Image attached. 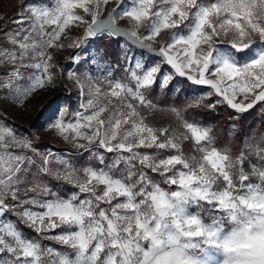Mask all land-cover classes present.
<instances>
[{"label":"snow or ice","instance_id":"snow-or-ice-1","mask_svg":"<svg viewBox=\"0 0 264 264\" xmlns=\"http://www.w3.org/2000/svg\"><path fill=\"white\" fill-rule=\"evenodd\" d=\"M8 23L0 100L23 106L58 76L84 99L50 119L61 151L0 117V264H264V132L233 153L199 118L264 111V0H26ZM90 39L116 59L56 63ZM158 108L172 121H150Z\"/></svg>","mask_w":264,"mask_h":264},{"label":"rangeland","instance_id":"rangeland-1","mask_svg":"<svg viewBox=\"0 0 264 264\" xmlns=\"http://www.w3.org/2000/svg\"><path fill=\"white\" fill-rule=\"evenodd\" d=\"M25 2L26 0H0V14L5 16L4 20H0V44L4 43L5 41L2 30H4L6 27H14V25H10L8 23V19L14 17L19 11V6ZM106 15L107 13H105L104 16ZM71 34L73 36H84L82 29H72ZM62 42L67 43V40H63ZM101 47H106L112 59H116L119 49L116 47L115 42L109 44L106 39H90L80 49H71L69 51L57 53L56 63L62 65L64 69H67L70 72L75 71L77 65L74 64L70 59L73 52H79L81 54L82 60H89L90 57L96 55L97 49ZM84 68L85 70H88L92 73L96 72V68L91 63V61H89V63L86 64ZM57 80L59 82L66 83L67 87H57L55 89L38 93L33 99L25 102L23 106H17L15 104L0 100V117L6 119L11 125L21 132H30L33 137H38V144L40 146L51 148L55 151H61L66 149L68 146L59 141L55 137L54 133L48 130L50 119L53 114L56 113L57 109H62L65 105H71V108L75 109L81 100L84 99V97L79 94L77 88L70 81H65L63 76H58ZM180 87L184 91L188 90L184 87L183 83H181ZM162 95L163 94L157 97V101H159L160 97L162 98ZM175 96L176 95H172L169 98L170 102L158 103L161 105L177 104L174 101ZM222 108L224 110L225 107ZM105 115H107V113H105ZM148 119L157 123H168L172 121V117L166 112H162L159 108L155 113H153V115L149 116ZM246 121H248L250 124L254 123L253 127L246 132V135L251 134V142L255 143V141L260 137L261 133L264 132V111L260 110L259 106H257V108L253 109V112L247 117ZM234 125L235 124H232L228 128V136L218 138L217 143L218 145H227L231 148L233 153H236L243 146V138L238 145V142L235 138L236 134H233ZM210 126L213 127V125ZM235 126V131L237 133L239 128L238 125ZM253 162H256L255 158H253ZM13 219L15 218L13 217ZM25 231L27 234L33 237L36 236L35 233H32L29 230ZM42 243L46 245H52L55 248L63 247L62 245L54 244L53 241L49 240H45Z\"/></svg>","mask_w":264,"mask_h":264},{"label":"trees","instance_id":"trees-1","mask_svg":"<svg viewBox=\"0 0 264 264\" xmlns=\"http://www.w3.org/2000/svg\"><path fill=\"white\" fill-rule=\"evenodd\" d=\"M183 84L186 89L191 90V87L189 85H187L186 83H183ZM170 97L171 96L163 94L162 98L160 97L158 102L159 103L170 102L169 100ZM174 101L175 103H182L179 93L176 94V96L174 97ZM222 107L223 106H221L220 108H217L215 112H203L200 114L199 118L207 122L208 124L213 125V128L215 129L218 138L220 137L223 138V137L228 136L227 130L230 127V125L232 124L238 125L239 130L236 133L235 138L239 145V143L241 142L243 138L241 135H239V132L242 131L244 134H246V132L253 127L254 123L250 124L248 123V121H246L247 117L253 112V110L250 113L244 116H241L239 119H233L232 111L227 107H225L223 110Z\"/></svg>","mask_w":264,"mask_h":264},{"label":"water","instance_id":"water-1","mask_svg":"<svg viewBox=\"0 0 264 264\" xmlns=\"http://www.w3.org/2000/svg\"><path fill=\"white\" fill-rule=\"evenodd\" d=\"M102 19H106L107 18V15L106 16H103V17H101ZM121 26H123V25H121Z\"/></svg>","mask_w":264,"mask_h":264}]
</instances>
